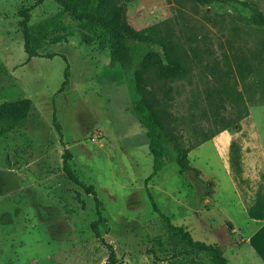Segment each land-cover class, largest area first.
<instances>
[{
    "label": "rangeland",
    "instance_id": "rangeland-1",
    "mask_svg": "<svg viewBox=\"0 0 264 264\" xmlns=\"http://www.w3.org/2000/svg\"><path fill=\"white\" fill-rule=\"evenodd\" d=\"M241 1L264 14V0H120L119 6L133 29L150 27L151 41L130 43L164 63L162 41L170 56L188 57L191 64L188 46L196 45L222 71L235 47L247 55L257 39L264 41L262 30L231 26L232 16L251 14ZM59 10L53 0H0V103L30 100L25 124L0 135V264H105L103 242L112 247L115 264H216L170 231L162 216L192 240L218 247L227 264H264L227 218L239 213L221 152L217 156L208 143L189 150L197 175L167 159L152 173L144 129L131 111L130 81L116 64L109 67L106 49L85 45L76 21ZM48 20L54 23L37 30ZM23 26L30 28V48L41 56L24 52ZM48 53L64 55V84V60L44 57ZM198 71H190V84L187 78L171 84L172 125L184 138L193 126L209 132L214 112L216 120L231 121L232 131L241 119L218 103V80ZM194 86L198 106L192 104ZM156 93L162 96L161 89ZM250 98L247 114L264 139V97ZM92 222L103 242L92 233Z\"/></svg>",
    "mask_w": 264,
    "mask_h": 264
},
{
    "label": "trees",
    "instance_id": "trees-1",
    "mask_svg": "<svg viewBox=\"0 0 264 264\" xmlns=\"http://www.w3.org/2000/svg\"><path fill=\"white\" fill-rule=\"evenodd\" d=\"M58 6L57 15L67 13L77 23V29L82 32V42L85 45H96L98 49L108 51V65L115 64L127 77L132 87L131 111L139 125L144 129L143 137L147 151L152 159V173L157 172L165 159L174 161L180 171H192L194 175L198 170L188 164L187 153L197 145L209 140L212 136L222 130L231 129V121L216 120L215 113H212L213 130L204 132L202 127L193 126L186 139L181 131L177 132L174 118H171L168 110L167 100L170 99L172 83L187 78L192 83L190 71L199 67L200 75L208 73L217 81L219 95L218 103L231 106L235 111V121L247 115L246 101L250 96L258 93L264 97V41L257 39L256 44L247 52L248 54L236 53L238 46L231 53V65L220 71L213 61L204 59L206 51L199 46H188L194 59L191 64L188 57L180 58L170 56V52L164 48L163 42H158L163 48L164 63L159 56L150 51L147 47L132 44L149 42L151 37L148 34L149 28L135 30L126 22L123 10L119 6L120 0H53ZM241 4L251 10L248 16H232L230 24L233 28L243 32L255 34L264 31V14L260 13L253 4L241 1ZM52 20L45 21L39 25L37 30H44L46 26L53 24ZM45 25V26H42ZM36 28V27H35ZM262 30V31H261ZM23 50L28 57L41 56L30 48V28L23 26ZM263 33V32H262ZM234 36V34H231ZM234 44V38H231ZM58 55L64 60L62 54L48 53L44 57L50 58ZM187 55V54H186ZM67 63L63 68L62 84L66 82ZM239 85V89H237ZM195 87V86H194ZM162 90V96H158L156 90ZM197 88L193 90L192 104L200 105V98ZM247 97V99H246ZM166 98V99H165ZM30 100L25 98L15 101H4L0 103V135L6 134L14 128L25 124L29 114ZM201 113L205 115V111ZM59 131V126L55 124ZM239 129L235 124L232 131ZM63 171L72 179L71 173L63 161ZM150 203L154 208L153 202ZM154 210L159 213L155 208ZM167 223V228L179 234L188 244L199 250L208 253L216 264H227L221 250L218 247L192 240L179 226H174L162 216ZM91 230L94 236L100 239L96 223H91ZM107 248L106 263L115 264V255L112 247L103 242Z\"/></svg>",
    "mask_w": 264,
    "mask_h": 264
},
{
    "label": "crops",
    "instance_id": "crops-1",
    "mask_svg": "<svg viewBox=\"0 0 264 264\" xmlns=\"http://www.w3.org/2000/svg\"><path fill=\"white\" fill-rule=\"evenodd\" d=\"M204 143L217 156L221 152L224 178L239 213L227 218L244 231L246 246L264 261V139L253 115L242 117L236 131L222 130Z\"/></svg>",
    "mask_w": 264,
    "mask_h": 264
}]
</instances>
